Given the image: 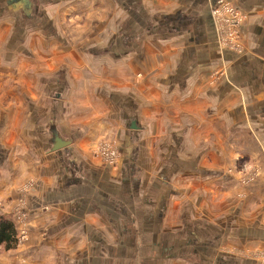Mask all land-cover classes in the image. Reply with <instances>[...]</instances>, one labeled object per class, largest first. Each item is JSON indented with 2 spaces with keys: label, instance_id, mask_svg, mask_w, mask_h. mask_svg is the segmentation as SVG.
Segmentation results:
<instances>
[{
  "label": "crops",
  "instance_id": "1",
  "mask_svg": "<svg viewBox=\"0 0 264 264\" xmlns=\"http://www.w3.org/2000/svg\"><path fill=\"white\" fill-rule=\"evenodd\" d=\"M217 1L0 0V216L17 228L37 177L30 239L0 264H264V0H230L241 52ZM239 160L261 182L241 186Z\"/></svg>",
  "mask_w": 264,
  "mask_h": 264
},
{
  "label": "rangeland",
  "instance_id": "2",
  "mask_svg": "<svg viewBox=\"0 0 264 264\" xmlns=\"http://www.w3.org/2000/svg\"><path fill=\"white\" fill-rule=\"evenodd\" d=\"M231 5L233 3L228 0ZM235 10L238 12L233 13L229 10L226 12H223L224 18H220L219 24L220 27L219 29V38H220V44L225 48L227 47L228 49H231L232 51L236 52H241L242 51V44L240 43L241 36L238 31V27L243 23L245 16L244 14L239 11L237 7L233 5ZM233 14L239 16V20L236 18H233ZM237 16V17H238ZM235 25H237L235 27ZM236 30L235 32L232 31ZM240 37V39H239ZM86 38V37H85ZM238 38V39H237ZM233 39V40H232ZM11 90H5L4 95L11 94ZM8 101V99H11ZM15 100L11 95L7 99H0V105L2 103H8V102H13ZM95 157H97L102 164L107 165V166H113L117 167L119 164V161L121 159V152L119 151L117 143L114 141H109V140H103L98 142V144H95V147L93 149ZM236 171L239 174L240 180L239 184L244 187H248L252 184H256L260 181V177H262V171L259 169L258 166L255 164H251L246 161L239 160L237 163V167L235 166ZM37 177H32L28 179V182L19 186L20 188L18 189V200L16 202V206L13 209L12 216L15 217L18 221V233H19V244L23 245L27 240L30 239V231L29 227L27 225V220L29 219V203H28V197L31 191H33V188L35 186ZM261 182V181H260ZM238 194V192H237ZM240 197V196H239ZM215 202V200H214ZM213 202V203H214ZM7 251H3L0 248V256L5 254ZM261 255L259 254V258H264V252H260ZM264 262V261H263Z\"/></svg>",
  "mask_w": 264,
  "mask_h": 264
},
{
  "label": "trees",
  "instance_id": "3",
  "mask_svg": "<svg viewBox=\"0 0 264 264\" xmlns=\"http://www.w3.org/2000/svg\"><path fill=\"white\" fill-rule=\"evenodd\" d=\"M19 245L18 229L13 221L6 216H0V248L9 251Z\"/></svg>",
  "mask_w": 264,
  "mask_h": 264
},
{
  "label": "built area",
  "instance_id": "4",
  "mask_svg": "<svg viewBox=\"0 0 264 264\" xmlns=\"http://www.w3.org/2000/svg\"><path fill=\"white\" fill-rule=\"evenodd\" d=\"M229 7V10L231 12H235L238 14V12L235 10L236 8L233 7V5H231V3L228 1V0H218L216 3H214L213 7H212V10H211V14L213 16V20L215 22V25H216V29H217V32L219 33V27H220V18H224V16H227V15H224L223 12H226L228 11V8ZM238 15H234L233 14V18H236L239 20V16L237 17ZM237 25H235L236 27ZM232 31H236V30H233L231 29ZM238 39V38H237ZM233 40V39H232Z\"/></svg>",
  "mask_w": 264,
  "mask_h": 264
},
{
  "label": "water",
  "instance_id": "5",
  "mask_svg": "<svg viewBox=\"0 0 264 264\" xmlns=\"http://www.w3.org/2000/svg\"><path fill=\"white\" fill-rule=\"evenodd\" d=\"M29 0H17V6H23V2L28 3ZM59 147L55 146L54 150H58Z\"/></svg>",
  "mask_w": 264,
  "mask_h": 264
}]
</instances>
